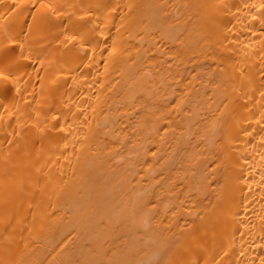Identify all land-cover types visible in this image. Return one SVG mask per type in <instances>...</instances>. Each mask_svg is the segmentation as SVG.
Instances as JSON below:
<instances>
[{"label": "bare ground", "instance_id": "1", "mask_svg": "<svg viewBox=\"0 0 264 264\" xmlns=\"http://www.w3.org/2000/svg\"><path fill=\"white\" fill-rule=\"evenodd\" d=\"M0 264H264V0H0Z\"/></svg>", "mask_w": 264, "mask_h": 264}]
</instances>
